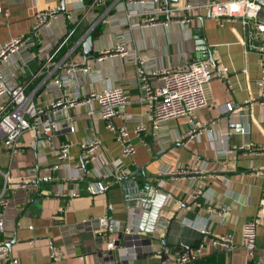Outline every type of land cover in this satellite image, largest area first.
<instances>
[{
	"label": "crops",
	"instance_id": "obj_1",
	"mask_svg": "<svg viewBox=\"0 0 264 264\" xmlns=\"http://www.w3.org/2000/svg\"><path fill=\"white\" fill-rule=\"evenodd\" d=\"M112 1L0 0V45L14 36L29 37L27 47L4 64L2 79L8 89L21 82L35 104L46 106L62 89L85 95L119 86L127 90L125 111L130 119L114 122L125 123L130 131L138 124L145 126L138 137L130 132L131 157L122 155L115 134L89 103L67 110L74 131L61 129L49 139L25 131L14 155L0 138V169L14 182L7 192L0 243L10 244L18 264H159L162 253L168 264H174L180 252L194 250L203 228L210 234L230 235L234 248L227 252L206 242L193 264H264V188L258 169L264 167V153L240 149L264 147V52L260 50L264 31L253 22L246 29L238 20L220 24L202 8L185 12L190 20L183 26L172 21L166 26L132 28L128 54L96 60L97 53L112 46L116 34L125 29L100 21V16L120 14L111 9ZM49 8L58 11L48 26L34 30L36 13ZM86 38L91 42L89 54L82 46ZM200 38L213 57L214 70L227 69L228 84L213 77L207 86L208 104L194 110L192 121L166 120L152 134L150 113L139 101L134 53L155 65L175 67L198 59L195 43ZM69 62L88 64L93 73L73 70L67 76ZM93 74L98 79H92ZM62 77H67V86H56L54 79ZM7 96H0V103ZM226 102L232 104L231 110L225 109ZM47 116L53 113L48 111ZM56 117L63 125L64 116ZM193 124L201 130L186 141L182 137ZM91 136L99 139L98 161L82 164L85 171L80 178L71 181L64 166L45 172L56 162L55 152L64 142L70 144L67 164H80L79 143ZM180 169L190 172L172 174ZM42 174L51 179L30 180ZM2 178L0 173V183ZM99 180L107 188L91 193L90 185ZM147 199L150 207H140ZM222 209L225 216L218 212ZM257 215L261 223L256 228L255 255L249 259L241 229ZM103 216L118 238L111 250L105 246L110 233L98 224ZM52 250L59 252L56 258L50 256Z\"/></svg>",
	"mask_w": 264,
	"mask_h": 264
},
{
	"label": "built area",
	"instance_id": "obj_2",
	"mask_svg": "<svg viewBox=\"0 0 264 264\" xmlns=\"http://www.w3.org/2000/svg\"><path fill=\"white\" fill-rule=\"evenodd\" d=\"M99 2V0H93ZM110 7L116 13L115 17L100 16V21L111 26H124L125 29L119 31L115 36V42L109 48L101 50L95 56L96 60H102L106 57L115 55H126L129 52L128 44L131 43V29L143 28L155 25L166 26L169 22H178L186 25L189 17L185 12H193L205 8L210 17L216 19L220 24L232 21H240L246 29L250 23H254L256 29L264 31V0H197L193 2H180L168 0H113ZM58 8H49L45 11H38L35 15L34 30L40 27H46L49 21L57 13ZM121 15V16H120ZM29 37L14 36L7 42L0 45V96L7 95L0 103V138L5 150L14 155L20 150L18 143L19 136L29 131L34 138L49 139L54 133L61 129L69 132L74 131V121L70 119L67 110L79 104H91L96 106V112L103 120L106 129L115 134V138L121 144L123 156L131 157L134 153V146L131 142V134L140 136L145 130L143 124L134 126L131 131L125 123L116 124L114 119L128 120L130 116L125 111L129 104L127 90L119 86L102 88L101 90H91L87 94L72 93L67 89H62L58 98L53 99L46 106L37 105L31 97L24 93L23 83L16 84L8 89L2 79V69L8 58L13 53H20L29 42ZM264 52V45L260 47ZM133 64L135 67L136 80L139 89V101L148 108L151 118L152 134H155L158 125L166 120L186 117L192 121L194 110L204 107L208 104L207 86L213 77H218L223 84H228L227 69L217 67L214 70V64L207 60L192 59L187 60L175 67H163L155 65L147 57L134 53ZM264 66V64H263ZM264 68V67H263ZM73 70H80L83 73L91 74V67L88 64H78L69 62L66 67V75ZM92 79H98V74H93ZM160 83L154 85L152 80ZM54 84L58 87L67 86V77L54 79ZM226 110L232 109V104L226 102ZM53 113V116H47V112ZM92 111H88L91 113ZM64 116L63 125L56 116ZM201 128L197 124L186 132L182 137L186 141L194 137ZM131 132V134H130ZM70 144L64 142L55 152L56 162L45 167V172L50 169L63 167L68 171V178L75 181L82 176L85 169L84 163L96 162L98 157L96 151L99 147V139L91 136L87 140L79 143L83 155L80 164L69 166L66 162ZM242 151L248 150L249 153L262 154L264 147L240 146ZM263 178L264 188V167L258 168ZM190 172L188 169H180L172 174H184ZM0 183V233L4 230V209L8 205L7 192L14 182L10 179L8 172H3ZM101 177H108L101 174ZM50 175H39L30 180L48 181ZM107 188L103 181H97L96 185H90L91 193L101 192ZM76 194V193H75ZM74 195V194H72ZM221 216H225L227 211L222 209L218 211ZM261 223L259 215L245 222L241 229V244L245 256L253 259L256 249V228ZM99 227L110 235L107 236L105 246L108 250L116 247L118 238L113 233L116 230L108 222L105 216L98 219ZM201 239L196 244L193 251L180 252L174 264H193L202 254V250L209 242L211 247H218L224 251L230 252L234 244L230 235L210 234L208 230L201 228ZM59 254L57 250H52L50 256L56 258ZM161 257L159 264H168L167 259ZM0 264H18L17 258L12 254L6 244L0 243Z\"/></svg>",
	"mask_w": 264,
	"mask_h": 264
},
{
	"label": "water",
	"instance_id": "obj_3",
	"mask_svg": "<svg viewBox=\"0 0 264 264\" xmlns=\"http://www.w3.org/2000/svg\"><path fill=\"white\" fill-rule=\"evenodd\" d=\"M168 1H171V2H173V1H175V0H168ZM64 7V6H63ZM63 7H62V9L61 10H63ZM195 45H196V57L198 58V59H200V60H207V61H209V62H212V63H214V60H213V57L211 56V53H210V51L208 50V48L206 47V44H205V41H204V39L203 38H200V39H198L197 41H196V43H195ZM82 46H83V51H84V53L85 54H89V53H91V51H92V48H91V42H90V40L89 39H84L83 40V44H82ZM39 183V182H38ZM161 199H163L162 197H160L159 198V200H161ZM151 202H150V200L149 199H147L146 201H141L140 202V207H146V208H148V207H150V204ZM163 244L165 245V242H164V239H163ZM6 246L8 247V248H10V244L8 243V244H6ZM162 255V257H163V253L161 254Z\"/></svg>",
	"mask_w": 264,
	"mask_h": 264
},
{
	"label": "trees",
	"instance_id": "obj_4",
	"mask_svg": "<svg viewBox=\"0 0 264 264\" xmlns=\"http://www.w3.org/2000/svg\"><path fill=\"white\" fill-rule=\"evenodd\" d=\"M196 261V260H195ZM195 261H194V263H195ZM253 263V262H252ZM252 263H249V264H252Z\"/></svg>",
	"mask_w": 264,
	"mask_h": 264
}]
</instances>
